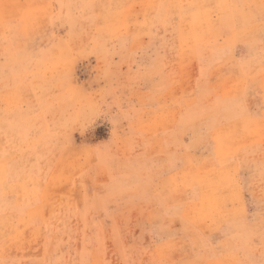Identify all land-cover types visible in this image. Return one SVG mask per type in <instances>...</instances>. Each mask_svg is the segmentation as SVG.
Here are the masks:
<instances>
[{
  "label": "rangeland",
  "instance_id": "1",
  "mask_svg": "<svg viewBox=\"0 0 264 264\" xmlns=\"http://www.w3.org/2000/svg\"><path fill=\"white\" fill-rule=\"evenodd\" d=\"M263 9L0 0V264H264Z\"/></svg>",
  "mask_w": 264,
  "mask_h": 264
},
{
  "label": "bare ground",
  "instance_id": "2",
  "mask_svg": "<svg viewBox=\"0 0 264 264\" xmlns=\"http://www.w3.org/2000/svg\"><path fill=\"white\" fill-rule=\"evenodd\" d=\"M224 5H226V4H224ZM231 10H232V6L230 5V4H228V6L226 7V9H224V11H225V13H224V15H223V17H222V21H221V25H223L224 27H229V26H227V22L229 21V19H228V17H229V14L231 13ZM258 10V9H257ZM256 10V11H257ZM264 10V9H263ZM258 12V11H257ZM197 19L196 18H194V21H196ZM208 23H210L211 24V20L208 22ZM209 24V25H210ZM214 24L215 23H213V25L212 26H214ZM220 24V23H219ZM198 37V36H197ZM3 167V165L1 166V168ZM6 167V166H5ZM5 167H4V177H7V172H6V169H5ZM17 183V182H16ZM19 183V182H18ZM21 185V184H20ZM27 187V186H26ZM27 194V193H26ZM6 228V226L4 227V229ZM1 232V231H0Z\"/></svg>",
  "mask_w": 264,
  "mask_h": 264
}]
</instances>
